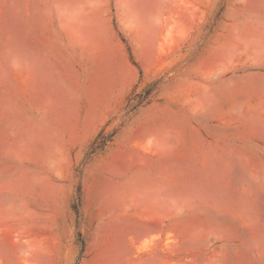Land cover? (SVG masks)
<instances>
[{"label":"rangeland","instance_id":"obj_1","mask_svg":"<svg viewBox=\"0 0 264 264\" xmlns=\"http://www.w3.org/2000/svg\"><path fill=\"white\" fill-rule=\"evenodd\" d=\"M84 206L96 264H264V0H0V264Z\"/></svg>","mask_w":264,"mask_h":264},{"label":"crops","instance_id":"obj_2","mask_svg":"<svg viewBox=\"0 0 264 264\" xmlns=\"http://www.w3.org/2000/svg\"><path fill=\"white\" fill-rule=\"evenodd\" d=\"M79 218L85 233V240L83 242L85 256L83 257L82 264H96L102 257L100 243H98L100 231L98 230L99 222L96 216V209H88V207L84 206L83 215Z\"/></svg>","mask_w":264,"mask_h":264},{"label":"trees","instance_id":"obj_3","mask_svg":"<svg viewBox=\"0 0 264 264\" xmlns=\"http://www.w3.org/2000/svg\"><path fill=\"white\" fill-rule=\"evenodd\" d=\"M144 98H145V97L142 96V97L139 99L138 103H136V104L133 106V109L136 108V106L139 105L141 102H143Z\"/></svg>","mask_w":264,"mask_h":264}]
</instances>
